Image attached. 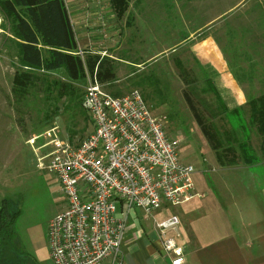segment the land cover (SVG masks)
Segmentation results:
<instances>
[{
    "label": "rangeland",
    "instance_id": "rangeland-1",
    "mask_svg": "<svg viewBox=\"0 0 264 264\" xmlns=\"http://www.w3.org/2000/svg\"><path fill=\"white\" fill-rule=\"evenodd\" d=\"M91 1L66 0L77 43L80 48H84L89 41L90 51L101 47L106 49L108 46L105 42L108 41L105 37L108 33L101 25L104 21H99L100 28L94 24L97 28L94 32L96 37L89 38L87 28L92 27L93 23L88 14L93 9L97 11ZM93 1L106 19L111 13L109 0ZM10 28V22L0 11V206L6 201L11 212L18 214L14 223L18 249L25 256L33 257L37 264H50L47 225L65 207L66 198L60 191L56 176L46 167H39L36 157L38 152H35L44 141L38 140L34 145L27 142L51 128L57 129L61 139H67L64 125L58 118L44 121L41 96L36 100L31 99L33 103L29 105H33L24 108L23 128L16 123L17 115L9 102L12 75L19 65ZM121 31L122 34H113L110 38L114 39L111 41L115 44H108L109 49L114 48V52L108 53L128 63H114L116 81L104 86V90L113 97H123L131 91H138L151 115L161 123L166 137L170 140L181 138L182 141L177 145L180 161L194 168L192 182L196 196L176 207L164 204L162 210L151 213V217L162 220L177 216L182 228L183 225L186 227V233H196L201 245H211L231 233H236L237 237L245 241L246 237L242 233L262 231L264 194L250 186L241 188L238 181H223L220 178L234 173L221 169L214 162V154L183 98L184 86L178 77L175 59H180L186 69L196 74L198 83L194 99H197L200 112L214 127L219 139L222 142L239 143L244 137V130L240 127L242 121L238 122L234 130L229 117L226 120L221 114L222 108L216 101L218 98L208 78L197 69L192 58L190 39L193 35L210 34L228 69L241 84L245 99L263 94L264 0H139L130 26L123 27ZM83 48L81 56L86 50ZM140 63H144V67L132 68ZM53 76L58 80L61 78L57 74ZM88 81L89 78L76 85L83 94ZM242 116L248 123L246 108ZM83 126V122H78L79 129ZM247 127L250 143L257 152L259 139L254 129L249 125ZM45 152L40 150L39 153L44 155ZM43 164L46 166L47 160ZM237 167L241 168L242 164ZM204 193L207 196L201 197ZM116 209V216L122 217L119 204ZM135 213L141 217L145 214L142 210L133 209L129 214L130 221ZM147 217L149 219L144 220L143 224L148 227L152 220L150 216ZM243 226H248L244 232L241 229ZM25 264H30L29 258Z\"/></svg>",
    "mask_w": 264,
    "mask_h": 264
},
{
    "label": "built area",
    "instance_id": "built-area-1",
    "mask_svg": "<svg viewBox=\"0 0 264 264\" xmlns=\"http://www.w3.org/2000/svg\"><path fill=\"white\" fill-rule=\"evenodd\" d=\"M82 107L93 132L78 144L61 139L56 128L28 141L30 145L44 141L35 152L39 167L56 176L66 198L65 207L47 225L51 264L115 259L130 209L149 216L164 204L176 207L196 196L194 168L178 155L181 138L166 137L138 91L113 97L95 78L89 79ZM117 204L122 217L116 216ZM152 225L171 264H182L178 217L152 219Z\"/></svg>",
    "mask_w": 264,
    "mask_h": 264
},
{
    "label": "trees",
    "instance_id": "trees-1",
    "mask_svg": "<svg viewBox=\"0 0 264 264\" xmlns=\"http://www.w3.org/2000/svg\"><path fill=\"white\" fill-rule=\"evenodd\" d=\"M128 1L110 0L117 17L124 15ZM0 11L10 22L19 65L12 75L9 102L17 115L16 123L23 128L24 108L33 105H29L31 99L41 96L44 121L58 118L64 125L66 139L78 144L93 132V128L82 107L84 94L76 85L88 78H95L103 87L114 83V61L98 53L78 54L77 38L66 0H0ZM175 62L178 77L184 86L183 98L218 164L233 167L240 162L246 167L256 166L259 158L251 147L247 125L254 129L260 141V152L264 155V94L248 101V123L241 119L240 110L228 114L234 130L242 121L240 126L244 137L237 144L230 141L228 145H223L214 127L200 112L197 99H194L197 76L181 61L176 59ZM55 74L61 78L55 79ZM80 121L84 123L81 129L78 128ZM88 126H91L89 130ZM17 216V212H11L4 201L0 206V264H25L27 261L28 257L18 249L15 239Z\"/></svg>",
    "mask_w": 264,
    "mask_h": 264
},
{
    "label": "crops",
    "instance_id": "crops-1",
    "mask_svg": "<svg viewBox=\"0 0 264 264\" xmlns=\"http://www.w3.org/2000/svg\"><path fill=\"white\" fill-rule=\"evenodd\" d=\"M138 2L139 0H129L126 12L122 17L119 18L113 11L109 0L108 5L111 8V13L105 19L103 11L99 9L100 7L98 8L97 4H95V2L92 0L91 5H94V8L96 6L97 11L93 9L92 12L88 14L89 19L93 23L92 27L87 28L89 38L92 37V39H94L96 37V34L94 32H96L97 28L94 27V24H97L98 28H100L99 26L104 25L108 33L105 38L106 41H110V43L105 42L108 46L106 47V49L101 47L98 50L90 51L89 47L91 46L90 42L88 41V45L86 47L80 48L78 46L79 52L83 48L86 49L84 50L85 52L98 53L101 57H103V54H106L107 52V54L104 56L113 60L114 63L118 61L127 64V61L116 58L108 53V51L114 52V48L109 49L108 44H111V42L114 41L113 38L110 39L112 36H114L113 34H122L121 29L123 27L127 28L130 26L135 12V5ZM86 7H88L87 4ZM82 14L85 15L86 13L82 12ZM88 16L86 17L88 18ZM112 19H114V21H112ZM99 21H104L105 23L100 25ZM113 44H115V42H113ZM190 53L193 55L192 58L195 62V65L197 66V69L200 70L206 78H208L207 80H209L211 87H213L214 94L218 98V100L216 101L220 103L219 105L222 108L221 114L224 115V118L226 120H228V114L234 110H240L241 116L243 115L245 108L248 112V101L256 99L262 95L261 94L259 96L245 99L241 84L237 82V80L233 76V73H231L228 69L227 64L225 63L221 53L219 52L218 45L215 39L210 34L196 36L193 35L190 39ZM176 59L181 61L178 58ZM181 63L183 64L182 61ZM141 67H144V63L132 66L133 69H140ZM243 117L244 116H242L241 119H244ZM223 145H228V141L224 140ZM251 147L253 148L252 145ZM259 147L260 141L258 140L257 152L254 150V148L253 151L259 158V163L254 167H246L242 165V167L239 168L237 167V165L242 164L240 162L239 164L235 165L236 168L234 166V168L221 167L214 156V162L221 169L232 170L234 173L231 176H220V178L223 181H238L240 182L239 186L241 188L250 186L254 190H259L260 192H262V194H264V155L261 154ZM237 187L238 186H236V188ZM200 196L205 197L207 196V193L201 194ZM132 210L133 209H130L127 213V230L121 242L119 254L115 259L108 258L102 261L100 264H171L172 257L166 255L162 250L161 241L156 230L153 228L152 222L148 227L145 226L143 224V221L148 220L149 218L146 216V214L141 217L136 213L132 215V221H130L129 214ZM157 212L159 211H156V213ZM149 216L151 220L155 219L160 221L155 217H151V215ZM180 223L182 237H180L177 243L183 249L182 264H264V229L260 232L257 231L254 234L247 232L246 234L242 233V236L246 237L245 241L237 237L236 233H231L228 237L220 239L218 241H214L211 245H201L199 239L197 238L198 236H196V233H186V227L183 225L182 228V222ZM246 227H241V229L243 228V232L245 229H247ZM184 231L187 235H185ZM28 258L30 260V264H37L36 260L33 257L29 256ZM49 262L51 264L50 258Z\"/></svg>",
    "mask_w": 264,
    "mask_h": 264
}]
</instances>
